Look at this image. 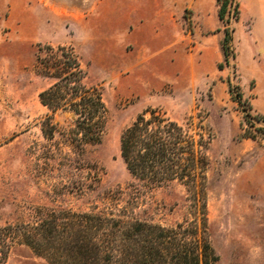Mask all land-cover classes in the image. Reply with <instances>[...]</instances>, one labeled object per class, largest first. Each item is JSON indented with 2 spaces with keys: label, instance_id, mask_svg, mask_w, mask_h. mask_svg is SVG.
I'll use <instances>...</instances> for the list:
<instances>
[{
  "label": "rangeland",
  "instance_id": "1",
  "mask_svg": "<svg viewBox=\"0 0 264 264\" xmlns=\"http://www.w3.org/2000/svg\"><path fill=\"white\" fill-rule=\"evenodd\" d=\"M193 3L0 0V227L51 213L117 214L129 204L134 217L148 223L191 221L182 185L146 188L121 156L123 131L156 109L200 127L208 143L205 202L216 264H264V42L252 43L242 24L226 63L214 38L205 56L178 55L177 46L150 40L161 24L149 26V16L170 9L184 21ZM204 3L214 11L216 0ZM237 5L229 0L232 16ZM47 45L74 48L87 84L101 87L108 114L100 145L69 147L73 118L64 113L54 117V137L45 138L42 124L50 113L39 95L54 81L38 74L36 54ZM6 264L51 263L15 245Z\"/></svg>",
  "mask_w": 264,
  "mask_h": 264
},
{
  "label": "trees",
  "instance_id": "2",
  "mask_svg": "<svg viewBox=\"0 0 264 264\" xmlns=\"http://www.w3.org/2000/svg\"><path fill=\"white\" fill-rule=\"evenodd\" d=\"M217 3L224 24L222 55L227 63L234 29L227 19L229 0ZM235 12L237 20L238 9ZM36 70L54 81L39 95L50 113L42 124L45 138L54 137L59 128L54 117L64 113L73 118L67 131L69 147L84 150L100 145L108 110L101 87L87 84V72L75 49L39 47ZM199 129L149 109L121 136V156L132 179L149 189L182 185L191 203V221L173 227L148 223L134 217L132 204L117 214L60 217L51 213L31 223L0 227V264L7 263L15 245L28 247L51 264H216L219 256L209 240L205 202L208 143Z\"/></svg>",
  "mask_w": 264,
  "mask_h": 264
},
{
  "label": "crops",
  "instance_id": "3",
  "mask_svg": "<svg viewBox=\"0 0 264 264\" xmlns=\"http://www.w3.org/2000/svg\"><path fill=\"white\" fill-rule=\"evenodd\" d=\"M204 2L205 0H194L191 10H186L187 15H184V21H186V25H189L188 31L185 30V25H182L185 24L182 21L183 18L176 16L170 9L160 10L157 15L149 16L146 22L149 23V26L154 27L156 22L161 24L156 30L155 36L149 37L150 40L151 38L153 41L165 40L168 43L166 48L177 46L178 55H182L184 51L208 55L210 41L213 38L219 43L221 49L224 24L218 16L219 5L216 0L214 11L210 12ZM238 4V19L236 20L231 15L230 10L227 17V19L231 17L230 26L234 29L233 33L235 34L239 27L244 24L247 27L246 34L252 43L257 45L259 42H264V0H238ZM212 13L214 23L211 19ZM216 17H218V21ZM139 31L142 33V25ZM259 50L261 51L262 48L259 47Z\"/></svg>",
  "mask_w": 264,
  "mask_h": 264
}]
</instances>
